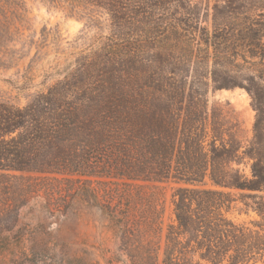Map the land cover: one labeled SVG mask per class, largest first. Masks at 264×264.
<instances>
[{
  "label": "trees",
  "instance_id": "trees-1",
  "mask_svg": "<svg viewBox=\"0 0 264 264\" xmlns=\"http://www.w3.org/2000/svg\"><path fill=\"white\" fill-rule=\"evenodd\" d=\"M42 1L70 15H89L85 0ZM216 2L209 39L211 78L214 88L239 86L251 96V176L223 181L228 170L218 168V150H205L203 134L180 130L179 115L170 109L158 116L121 113L119 75L100 80L107 70L119 74L120 68L109 58L83 74L80 67L91 52H70L61 62L51 61L44 79L52 84L42 79L32 103L0 112V257L89 264L83 261L88 252L69 256L66 243L43 241L36 229L18 225L31 199L30 206L37 204L49 217H63L75 204L100 208L119 240L105 264H264V0ZM22 10V2L0 0L4 53ZM54 74L63 79L56 81ZM21 77L25 86L18 90L34 81L33 74ZM103 80L108 82L105 92L99 90ZM70 88L83 95L69 94ZM172 89L181 102L184 90ZM170 179L179 185L172 192L173 219L164 227L157 183ZM228 185L259 216L251 226L227 216L235 202Z\"/></svg>",
  "mask_w": 264,
  "mask_h": 264
},
{
  "label": "rangeland",
  "instance_id": "rangeland-1",
  "mask_svg": "<svg viewBox=\"0 0 264 264\" xmlns=\"http://www.w3.org/2000/svg\"><path fill=\"white\" fill-rule=\"evenodd\" d=\"M13 1L22 2V19L11 28L7 53L0 51V112L7 113L32 103L42 79L47 85L52 84L49 77L44 79L52 60L61 62L70 52L88 51L89 58L80 67L83 74V70L93 69L109 58L114 68H120L119 74L107 70L100 80L119 75L116 86L121 91V113L152 111L158 116L170 109L179 115L180 130L203 134L205 150L212 146L218 150V168L228 170L221 175L223 181L230 183L251 176L249 147L254 141L255 119L251 96L239 86L214 88L211 78L209 39L212 10L217 0H85L89 15H70L64 8L42 0ZM30 60L33 61L28 71ZM24 73L33 74L34 81L18 90L16 86L24 85L21 77ZM104 80L99 90L107 87L108 82ZM90 81L95 82V77ZM159 86L167 92L160 93ZM172 86L184 90L181 102L179 94L172 92ZM69 90L71 95H83L79 89ZM205 180L208 182L207 177ZM157 185L162 192L165 227L173 219L172 192L179 184L170 179ZM226 190L235 198L227 212L229 218L250 226L258 221L257 213L240 201L239 190L231 185ZM29 201L20 211L18 225L36 229L43 235V241L66 243L69 256L86 251L89 254L83 261L89 264H105L104 257L115 251L118 237L100 208H79L75 204L63 217H49L37 204L30 206L33 202ZM0 264L57 263L14 261L5 254L0 257Z\"/></svg>",
  "mask_w": 264,
  "mask_h": 264
}]
</instances>
